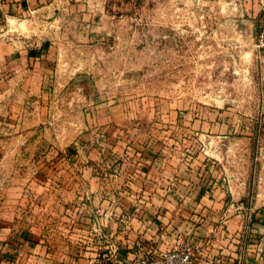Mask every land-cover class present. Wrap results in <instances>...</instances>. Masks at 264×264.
I'll return each instance as SVG.
<instances>
[{"label":"crops","instance_id":"1","mask_svg":"<svg viewBox=\"0 0 264 264\" xmlns=\"http://www.w3.org/2000/svg\"><path fill=\"white\" fill-rule=\"evenodd\" d=\"M57 1L0 0V264H68L67 245L76 264L83 252L90 264H134L147 250L186 242L199 246L197 264H264V184L244 194L197 167L165 171L155 144L127 127L122 104L90 106L45 135L57 125L46 85L61 63L34 24L52 22ZM260 17L258 0H205L207 82L222 83L214 70L223 67L242 71L262 102L252 115L264 122V61L254 46ZM126 130L134 142L119 140ZM216 138L222 150L227 137Z\"/></svg>","mask_w":264,"mask_h":264},{"label":"rangeland","instance_id":"2","mask_svg":"<svg viewBox=\"0 0 264 264\" xmlns=\"http://www.w3.org/2000/svg\"><path fill=\"white\" fill-rule=\"evenodd\" d=\"M55 8L52 22L34 24L61 63L46 85L49 122H57L46 136L82 119L90 106L122 104L127 127L155 144L165 171L197 167L229 178V189L244 194L264 184V122L261 114L252 115L262 103L253 98L255 88L229 67L214 70L223 76L220 84L205 77L213 71L205 68V0H58ZM232 124L235 133L227 128ZM220 134L227 137L222 150ZM131 138L126 130L119 140L132 143ZM50 238L57 247L56 228ZM65 247L68 264H76L75 246ZM87 253L81 264H90Z\"/></svg>","mask_w":264,"mask_h":264},{"label":"built area","instance_id":"3","mask_svg":"<svg viewBox=\"0 0 264 264\" xmlns=\"http://www.w3.org/2000/svg\"><path fill=\"white\" fill-rule=\"evenodd\" d=\"M260 5V22L255 33V53L259 60L264 61V0H258ZM199 246L190 242L167 250H147L139 256L137 264H197Z\"/></svg>","mask_w":264,"mask_h":264}]
</instances>
